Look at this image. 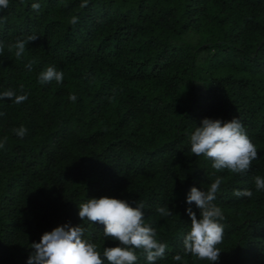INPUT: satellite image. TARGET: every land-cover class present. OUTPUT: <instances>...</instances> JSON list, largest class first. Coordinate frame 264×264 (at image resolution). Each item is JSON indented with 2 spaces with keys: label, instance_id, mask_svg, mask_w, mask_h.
Returning <instances> with one entry per match:
<instances>
[{
  "label": "trees",
  "instance_id": "16d2710c",
  "mask_svg": "<svg viewBox=\"0 0 264 264\" xmlns=\"http://www.w3.org/2000/svg\"><path fill=\"white\" fill-rule=\"evenodd\" d=\"M0 17L5 45L38 35L19 60L7 47L0 55V93L21 94L22 84L28 95L0 100V264H26L31 244L64 224L81 225L101 253L118 246L78 215L102 196L145 203L146 223L167 244L155 264H211L173 257L183 255L186 209L199 218L188 192L216 176L225 217L216 264H264V191L254 185L264 177V0H9ZM49 66L64 72L61 84L38 82ZM234 117L258 151L245 175L215 172L186 135L203 118ZM20 126L23 139L12 131Z\"/></svg>",
  "mask_w": 264,
  "mask_h": 264
},
{
  "label": "clouds",
  "instance_id": "9594fccd",
  "mask_svg": "<svg viewBox=\"0 0 264 264\" xmlns=\"http://www.w3.org/2000/svg\"><path fill=\"white\" fill-rule=\"evenodd\" d=\"M9 0H0V10L7 9ZM86 6V5H82ZM41 5L32 3L31 9L39 11ZM7 22V17H0V24ZM79 22L77 16L70 19L75 26ZM38 39V35H28L26 38H16L5 45L0 41V55L5 47L13 52L16 59H20L30 42ZM34 60H29L25 67L32 70ZM64 80V72L57 70L55 66H49L39 73L38 82L43 85L55 81L61 84ZM19 93L8 90L0 93V100L9 98L14 104H21L28 99L24 92V85H20ZM69 100L75 102L77 97L69 95ZM15 135L23 139L28 134L24 126L12 129ZM190 144V152L196 157H203L211 161V168L215 172L224 170L230 173L245 175L252 167L253 161L258 159L256 146L250 140L239 118L229 121L221 119L203 118L199 126L186 133ZM7 137L0 140V149L7 144ZM223 177L216 176L207 189L192 187L187 194L186 202H193L199 210V218L191 207L186 209L191 219L190 229L183 238V255L176 254L174 261L182 262L185 256L191 255L198 260H206L216 264L220 257V249L217 245L224 239L225 219L222 209L215 203ZM254 185L256 191H264V177L255 176ZM233 195L251 198L253 192L249 189L234 190ZM136 207L130 205L125 199H117L108 196L90 198L78 205V215L82 221L99 223L104 226L105 238L118 241V246L104 247L98 250L95 243L83 238L85 229L79 226L64 224L54 228L51 232H45L40 242L31 244V252L26 264H136L138 252L141 253L148 264H155L164 258L167 244L157 239L156 229L145 221V203L134 201ZM157 213L161 217H170L173 213L168 207H158Z\"/></svg>",
  "mask_w": 264,
  "mask_h": 264
}]
</instances>
